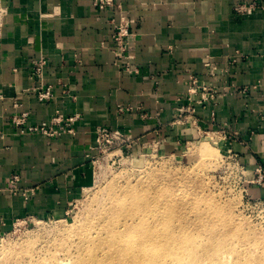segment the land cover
<instances>
[{
    "label": "crops",
    "instance_id": "obj_1",
    "mask_svg": "<svg viewBox=\"0 0 264 264\" xmlns=\"http://www.w3.org/2000/svg\"><path fill=\"white\" fill-rule=\"evenodd\" d=\"M234 1L115 0L100 9L92 0H0V235L22 216L67 215L92 181L86 152L97 126L120 129L135 147L167 155L226 125L244 141L228 142L240 163L264 167V0L241 16ZM121 15L136 34V73L114 64L112 35ZM236 52L244 57L233 62ZM41 57L43 83L54 92L45 102L32 77V62ZM207 61L217 64L215 76ZM192 75L219 91L213 102L187 99ZM189 104L195 112L180 120L179 108ZM57 110L80 114L75 135L27 133L11 120L27 111L30 124L49 121ZM15 173L21 187H35L28 199L8 189ZM249 193L264 199V184L249 186Z\"/></svg>",
    "mask_w": 264,
    "mask_h": 264
},
{
    "label": "rangeland",
    "instance_id": "obj_2",
    "mask_svg": "<svg viewBox=\"0 0 264 264\" xmlns=\"http://www.w3.org/2000/svg\"><path fill=\"white\" fill-rule=\"evenodd\" d=\"M204 136L195 143H188L181 153L167 155H163L157 150H153V148H142L140 145L135 147L134 139V143L125 150L111 149L101 152L97 148L95 136L94 144L86 152V157L92 168L91 183L84 188L82 195L70 204L67 215L64 217L50 216L42 219L29 215L15 219L11 227L0 235V253H2L0 254V264L88 263L79 262L82 255L85 254L82 241L84 235L76 233L70 235L69 232L63 229L81 225L87 220H91V222L94 220L95 230L91 228L85 235L88 236L89 233V235L98 234L100 232L98 229L100 227L99 223H107L113 213L114 217L116 216V210L113 212L108 209L112 205V196L116 193L117 197L115 199L120 200V197H122L120 195L128 189L131 190L134 196H137L135 201L137 203L139 199L140 202L138 201L137 204H140L143 198L138 197L136 189H145L147 185L160 198L165 197V190L167 189L172 191L176 189V193L180 190L178 195H169L168 198L176 203L177 210L178 206H182L188 218L192 217L190 220L197 217L194 209L197 203L194 202V199L196 198L195 193L199 191L203 197L207 198V202L201 201L197 206L204 212L210 209L212 213L210 219L220 223L216 229H235L236 232L232 235H223L220 232L210 234L204 230V233L202 232L200 235L199 233L194 234L191 241L193 244H187L188 247H192V251L193 247L197 248L194 251L198 262L193 264H218L225 257L222 264H264V201L253 202L247 199L248 196L243 193L241 184L238 182L239 177L228 165L229 143L226 141L214 143L206 135ZM224 149L228 151V154H225ZM246 173L249 176L248 178L253 176L252 170L247 169ZM14 177L18 178L17 181L15 178L18 187L17 193L11 191L10 181ZM150 177H153L154 180H151ZM171 180L174 183H170ZM146 181L147 183H145ZM163 181L165 185L160 188L159 183ZM20 182L21 175L18 173L13 174L9 179L10 186L8 189L11 193L21 194L25 199H28L34 193L35 187L24 188L20 186ZM172 191L171 193H174ZM109 193L111 197L108 195ZM119 220L123 221V217H120ZM185 221H188V219H185ZM104 231L105 229H101L100 233L106 235ZM176 231H179V229H176ZM222 232L225 231L222 230ZM227 249L229 253H227ZM10 251H13V253ZM233 251L234 253L238 252L239 255L238 253L232 254ZM102 253L103 250L100 249L98 256ZM254 254L255 256H252ZM252 257L254 258L252 259ZM134 259L136 258L131 260L134 261ZM161 262L160 264H173L170 260L166 261V259H162ZM113 263L116 262H110V264ZM136 263L120 262V264ZM93 264L101 263L93 262Z\"/></svg>",
    "mask_w": 264,
    "mask_h": 264
},
{
    "label": "bare ground",
    "instance_id": "obj_3",
    "mask_svg": "<svg viewBox=\"0 0 264 264\" xmlns=\"http://www.w3.org/2000/svg\"><path fill=\"white\" fill-rule=\"evenodd\" d=\"M224 151H225V154H228L227 150L224 149ZM153 177L152 178L150 177L151 180H154ZM145 183H147V181ZM170 183H174V181L171 180ZM164 185H165L164 181L159 183L160 188H162ZM175 190L176 189L173 190L174 193H171L172 190L170 189L165 190L166 191L165 197L160 198L157 195V193L155 194L152 191V189L148 187V185L145 189L144 188H140L139 190L136 189V191H138V197L143 198V201L140 204H137L139 199L136 203L135 200H137V196H134L131 190H128V189L125 190L120 195L122 196L120 197V200L115 199L117 197V194L113 193L114 194L112 196L113 201L111 202L112 205L108 209L113 212H115L116 210V216L114 217V213H113V215L109 219V220L112 219L111 221L108 220L107 223L101 222L102 224L99 223L100 227L97 226L99 227L98 229L100 230V232H101V229H105L104 232L106 235H103L102 233L99 232L96 235H89L90 234L89 233L88 236H86L87 232H89L88 231L89 229L93 228L95 230L96 225H93L95 224L93 223L94 220H92V222L91 220H87V221H84L85 223H82L81 225H78L75 227L72 226L69 229L68 227L66 229H63L69 232L70 235L71 233L84 235V238H82V241H83V250L85 251V254L82 255V258H80L81 260H79V262H83V263L88 262L86 264H93V262H99L101 264H110V262H116L113 264H120V262H137L136 264H160L162 263L161 262L162 259L164 260L166 259V261L170 260V262H172L173 264L175 263L193 264L194 262H198L197 255L194 251V250H197V248L193 247V251H192L191 249L192 247H188L187 244L189 243L190 245L193 244L191 241L193 239L194 234L199 233L200 235V233L202 232L204 233L205 231L210 234H217L218 232H220L223 235H232L236 232L235 229H216L217 225H219L220 223L216 222L213 219H210L212 215L210 209L207 212H204L202 209L199 208V206H197V204H200L201 201L207 202V198L203 197L199 191L195 193L196 198L194 199V202L197 203L194 206L197 217L194 218V220H190L192 217L188 218V215L185 209L182 206H178V210H177L176 203H174L172 200L168 198L169 195H175V196L178 195V192L180 190H178L177 193L175 192ZM108 195H110V193ZM175 210H177L178 213L175 212ZM95 214L97 213L95 212ZM120 217H123V221L119 220ZM185 219H188V221H185ZM222 226H225V225H222ZM186 228H189V229H186ZM176 229H179V231H176ZM222 230H224L225 232H222ZM100 249L103 250V253L102 255L98 256V252ZM13 251H10V252L13 253ZM225 252L227 251L225 250ZM227 253H229V250ZM237 253L236 252L234 253L233 251L232 254H237ZM229 256L232 257L231 255ZM252 256H255V254ZM239 257L238 258L236 257V258L239 259ZM132 258H136V259H134L133 261L131 260ZM253 258L254 257H252V259ZM224 259L222 258L221 261L223 262ZM71 260L74 261L73 259ZM239 260H242V259L240 258ZM222 262H219V263L222 264ZM62 264H65V263H62Z\"/></svg>",
    "mask_w": 264,
    "mask_h": 264
},
{
    "label": "built area",
    "instance_id": "obj_4",
    "mask_svg": "<svg viewBox=\"0 0 264 264\" xmlns=\"http://www.w3.org/2000/svg\"><path fill=\"white\" fill-rule=\"evenodd\" d=\"M92 4L100 9H105L112 7L115 4V0H92ZM261 7L259 0H235L233 3V11L236 15H245L256 11ZM2 6L0 4V12H2ZM113 40L115 42V48L113 50L115 60L114 64L127 73H136L138 69L132 67L131 61L134 57L135 52V40L136 34L133 32L132 21L130 18L121 15L120 20L114 24ZM237 57H244V54L236 52V57L232 58L233 62L237 61ZM47 61L45 58L41 57L34 59L32 62V77L39 80V83L35 87V92L40 101L45 102L53 98L54 92L51 85H46L43 83L44 77V67ZM205 66L208 69L207 72L212 76H215L216 72L219 70L217 64L211 61L205 62ZM227 72L226 68L221 69V72ZM191 83L187 90V99L192 102L194 96L198 95L199 98L195 102L199 105H205L206 103L213 102L218 94V90L214 87H208L201 85L198 82L197 77H190ZM227 87H224V91ZM237 92H246L248 88H235ZM131 107H120L119 111L124 112L126 110H131ZM179 119L187 120L189 116L193 115L195 112V106L189 104L187 106H182L179 108ZM29 113L23 111L20 113H15L11 120L12 123L19 129L27 133H37L42 134L47 137H57L64 134L75 135L76 134V123L80 119L79 113H72L65 115L62 111L57 110L52 118L48 121H41L39 123L30 124L28 123ZM97 148L101 152H106L111 149H116L117 151L125 150L130 147L134 141L133 138L126 132L120 129H112L108 126H97L95 129ZM214 143L218 141H239L244 143V141L239 137V133L236 130L229 129L226 125L220 126L217 130L207 131L205 134ZM228 165L239 177L238 182L241 184V188L247 199L253 202H263V198H252L249 194V186L251 185H263L264 184V167H258L253 171V176L248 178L247 169L240 163L238 154L232 149H229L228 155ZM15 178H12L11 191L17 193L18 187L15 183ZM18 178H16L17 181Z\"/></svg>",
    "mask_w": 264,
    "mask_h": 264
}]
</instances>
